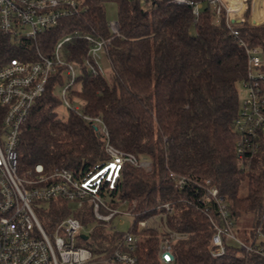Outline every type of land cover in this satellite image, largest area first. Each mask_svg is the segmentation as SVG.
Returning a JSON list of instances; mask_svg holds the SVG:
<instances>
[{
	"label": "trees",
	"instance_id": "obj_1",
	"mask_svg": "<svg viewBox=\"0 0 264 264\" xmlns=\"http://www.w3.org/2000/svg\"><path fill=\"white\" fill-rule=\"evenodd\" d=\"M119 8L121 37L109 48L110 67L105 77L95 78L84 68L79 88L71 98L82 104V113L100 117L111 144L152 164L150 171L131 165L120 167L114 186L106 179L111 164L104 150V137L83 118L69 112L58 116L61 101L56 95L63 84L62 69L52 75L46 92L32 106L19 140V170L23 174L42 166L70 170L91 190L98 191L113 207L136 202L132 232L141 236L137 264H161L158 234L138 231V222L157 213L159 204H170L167 225L186 233L187 240L174 244L172 264H263L256 254L238 255L227 247L226 255H210L212 225L202 212L199 184L210 180L229 203L238 234L249 240L257 226L264 230V153L255 158L249 172L236 157L234 121L240 108L239 87L247 74L245 50L231 36L225 21L215 24L205 5L196 23L190 8L156 2L145 9L138 0H88V11L64 19L36 40L13 41L0 32V68L14 58L34 60L37 52L50 55L59 40L79 31L109 37L105 3ZM204 1V0H193ZM240 38L264 50V25L250 21L251 0H246ZM69 47H72L71 45ZM88 44L74 43L67 61L80 64ZM170 172L191 182L183 190L169 178ZM99 182H90L93 175ZM89 181V182H88ZM67 202H51L40 213L46 230L68 216L85 227L95 224L90 205L70 211ZM242 235V236H243ZM122 235L96 224L81 245L97 259L108 258Z\"/></svg>",
	"mask_w": 264,
	"mask_h": 264
},
{
	"label": "built area",
	"instance_id": "obj_2",
	"mask_svg": "<svg viewBox=\"0 0 264 264\" xmlns=\"http://www.w3.org/2000/svg\"><path fill=\"white\" fill-rule=\"evenodd\" d=\"M138 1L144 4L145 9H150L156 2L164 0ZM166 1L190 8L193 23L197 22L206 5L213 14L214 23L219 24L223 19L231 36L246 52L247 74L240 84L243 99L234 121V132L239 165L243 171L249 172L254 159L264 153V50L251 47L240 38L237 25L243 22L246 0H242L241 10L233 9L228 0ZM87 2L88 0H0V32L10 36L15 42L36 40L40 35L55 29L62 20L86 13ZM258 9L263 14L264 3ZM251 22L256 26L264 25L257 23L254 15ZM107 27L109 37L75 31L59 40L50 55L37 52L34 60L14 58L0 68V264H89L91 261L95 264H137L135 251L142 240L139 233L132 232L133 226L126 233L118 229L124 224V217L133 220L136 218L133 213L136 202H133V207H130L128 201H122L113 207L109 200L98 191L91 190L68 169L56 168L48 173L42 166H37L23 174L19 170L18 146L22 126L26 123L32 106L46 92L50 77L58 69H62L64 81L58 86L60 93L57 97L61 105L98 129L104 137V150L111 164L118 167L128 164L145 171L152 169L150 161L115 148L110 142L104 121L100 117L83 114L80 100L71 98V91L79 88L81 68L95 78L107 75L106 62L111 42L121 37L118 21L108 22ZM78 41L88 44L81 65L69 62L66 58V54ZM169 178L180 190L191 182L174 172H170ZM199 187L202 195L200 201L205 205L202 212L213 229L211 257L221 258L226 255L227 247H234L239 256L256 254L264 262L263 225L255 228L248 241L242 240L229 203L219 190L210 180L199 184ZM63 201L75 205L76 209L89 203L95 220L93 227L103 224L109 227L110 232L122 235L108 258L97 259L89 249L81 245V240L88 238L93 227H85L74 216L62 219L50 230L43 227L33 206ZM170 213V204H159L156 214L138 222L139 232L151 230L158 234L161 264H172L175 260L174 244L188 238L186 233L169 228L167 216ZM118 216L122 218L114 224Z\"/></svg>",
	"mask_w": 264,
	"mask_h": 264
},
{
	"label": "rangeland",
	"instance_id": "obj_3",
	"mask_svg": "<svg viewBox=\"0 0 264 264\" xmlns=\"http://www.w3.org/2000/svg\"><path fill=\"white\" fill-rule=\"evenodd\" d=\"M253 5H254V0H251L250 21L253 20V15H254V20L256 22L263 23L264 22V13L262 14L261 12H258V10L256 9L255 10V14H253V12H254L252 10ZM142 7L145 8L144 4L142 5ZM105 11H106V19H107L108 22H117L118 21V19H119V8H118V4L115 1H108V2H106L105 3ZM106 68L108 70L107 72H109L110 67L108 65V62H106ZM59 93H60V89L56 91L57 96H58ZM239 95H240V101H241L243 99V91H242V88L241 87H239ZM75 104H76V102H75ZM56 111L58 113V116L60 118H62V119H65L67 117V115H68L67 114L68 113V110L65 107H63L62 105ZM106 156H107V154H106ZM137 158H139V157H137ZM106 171H108L106 179L111 182V186H114L115 183H116V181L120 178V167H118V166H116L114 164H108V166L102 171V173H105ZM90 182H93V183L99 182V175L98 174L93 175L90 178ZM85 204L87 206H89V203L86 202ZM47 206H48V204H38V205L35 204L33 206L34 207V210H35V212H36V214H37V216H38V218H39L40 221H41V219H40V213L42 211L46 210ZM69 208H70V211H73V212H74V210H76V206L75 205H72V204H70ZM121 218H122V216H118L115 219L114 224L115 223L117 224V222ZM123 219H124V224L122 226H120L118 229H119L120 232L126 233L133 226L134 220L132 218H129V217H124ZM92 227H93V225H90L89 229H91ZM239 227H240V230L242 232H244V227H245L244 224H240ZM242 235H243V233L241 235H239V236L242 238V240L246 241V237L244 235L243 236ZM140 238H141V236H140ZM158 240H160L159 237H158ZM89 264H95V263H93L91 261Z\"/></svg>",
	"mask_w": 264,
	"mask_h": 264
},
{
	"label": "crops",
	"instance_id": "obj_4",
	"mask_svg": "<svg viewBox=\"0 0 264 264\" xmlns=\"http://www.w3.org/2000/svg\"><path fill=\"white\" fill-rule=\"evenodd\" d=\"M230 1V5L233 9H242V0H228ZM263 0H254V8H253V11H254V14H255V10H259L258 7L259 5H263ZM259 12V11H258ZM257 23H261V22H257ZM264 23V22H263Z\"/></svg>",
	"mask_w": 264,
	"mask_h": 264
}]
</instances>
